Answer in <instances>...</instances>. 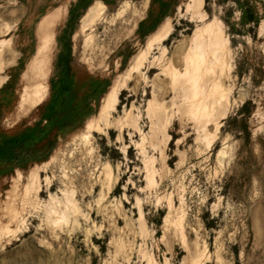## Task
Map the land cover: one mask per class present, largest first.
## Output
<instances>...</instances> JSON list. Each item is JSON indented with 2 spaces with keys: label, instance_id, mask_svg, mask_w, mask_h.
Listing matches in <instances>:
<instances>
[{
  "label": "rangeland",
  "instance_id": "obj_1",
  "mask_svg": "<svg viewBox=\"0 0 264 264\" xmlns=\"http://www.w3.org/2000/svg\"><path fill=\"white\" fill-rule=\"evenodd\" d=\"M0 264H264V0H0Z\"/></svg>",
  "mask_w": 264,
  "mask_h": 264
},
{
  "label": "bare ground",
  "instance_id": "obj_2",
  "mask_svg": "<svg viewBox=\"0 0 264 264\" xmlns=\"http://www.w3.org/2000/svg\"><path fill=\"white\" fill-rule=\"evenodd\" d=\"M48 46H49V42L48 40H46L37 53L39 56V58L37 57L38 58L37 60L40 61L39 64L37 65L39 66L38 68H40L41 71H44V68L46 66L45 58L47 56ZM118 101H119V90L117 89L116 86H112L108 89L105 96L103 97V101L97 115L89 119V121L87 122L88 129L95 130L96 128H99L102 123H106L108 121V117L110 116V112H112L118 105Z\"/></svg>",
  "mask_w": 264,
  "mask_h": 264
}]
</instances>
